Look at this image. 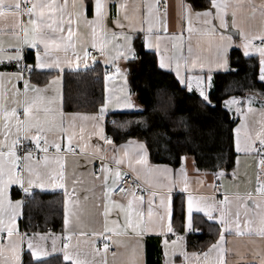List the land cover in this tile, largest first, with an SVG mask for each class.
I'll use <instances>...</instances> for the list:
<instances>
[{
    "label": "snow or ice",
    "instance_id": "snow-or-ice-1",
    "mask_svg": "<svg viewBox=\"0 0 264 264\" xmlns=\"http://www.w3.org/2000/svg\"><path fill=\"white\" fill-rule=\"evenodd\" d=\"M177 7L181 27L186 21L188 33L199 31L208 37L210 58L193 55L190 46L185 55L183 35H168L167 0L162 7L160 0H0V17L10 13L16 18L9 32L11 40H0V66L15 68L0 71V264H25V251L27 264H50L53 254H61L64 264H110L109 254L111 264H143L141 241L148 234L165 237L164 264H228V236L264 240V93L228 95L220 102L239 118L233 129L235 152L256 158L254 188L225 193L222 199L215 195L222 184L213 183L212 194H193L187 155L176 157L181 164L178 169L153 164L145 142L129 139L117 145L105 132L109 113L139 111L127 88L128 70L121 62L140 58L135 42L141 36L143 47L157 56V67L174 72L182 90L198 94L202 107H216L210 97L213 73L237 71L230 67L233 48L242 49L244 57L258 56L257 79L264 83V26L246 29L238 19L241 9L247 8L253 17L258 12L264 20V0L259 4L207 0L201 11L179 0ZM232 29L238 30L239 43L228 34ZM29 49L35 50L31 64L27 63ZM93 52L110 66L99 108L92 114L65 112V68L78 72L83 66L87 70L89 60L97 62ZM44 71L57 75L41 87L33 83V77ZM117 78L123 86L109 88V82ZM257 102L258 108L254 106ZM256 113L259 120H250ZM181 124L190 131L183 118ZM156 136L162 138L163 150L171 152L173 138L166 131ZM69 156L76 158L77 166H91V188H83L75 171L69 175ZM212 176L223 180L226 172ZM232 179H238L236 170ZM247 183L252 185L253 180ZM13 185L19 186L24 199H12L9 190ZM178 185L186 194L180 217L183 234L174 227L173 192ZM97 188L99 197L95 196ZM34 189L62 190V236L20 230L18 219L24 215L27 198L35 196ZM90 199L95 202V213L86 220L84 203ZM197 214L215 223L218 238L206 250L189 252L186 237L201 232ZM169 234L175 239L168 238ZM122 249L131 250L126 261ZM258 264H264V254Z\"/></svg>",
    "mask_w": 264,
    "mask_h": 264
},
{
    "label": "trees",
    "instance_id": "trees-1",
    "mask_svg": "<svg viewBox=\"0 0 264 264\" xmlns=\"http://www.w3.org/2000/svg\"><path fill=\"white\" fill-rule=\"evenodd\" d=\"M188 1L197 10L207 5V0ZM135 44L140 58L129 64L130 90L143 109L132 113H109L106 117V134L112 137L117 145L129 139L145 142L148 145L150 159L156 164H169L177 168L180 161L176 157L187 155L195 159L196 168L200 169V172L214 173L220 170L232 172L237 157L233 129L239 120L224 110L220 102L228 95L243 97L253 90L264 93V83L257 79L258 58L244 57L239 49H233L230 52V67L237 71L213 75L210 97L216 107H202L198 94H189L182 90L171 72L157 67L155 55L145 50L142 38ZM33 62L34 56L29 53L27 63ZM49 76L45 75L43 82ZM103 76L100 64L87 70L66 74L65 112L88 114L96 112L105 94ZM181 118L189 125L190 131H185ZM161 131H166L173 138L171 152L163 150L162 138L156 136V133ZM182 203L184 202L181 198L174 199V227L179 233H182L180 231ZM25 208V216L34 229L54 232L62 230L61 194H35ZM202 240V235H190L188 249L198 247ZM160 243V239L148 238L147 264H163ZM49 261L50 264H64L59 258Z\"/></svg>",
    "mask_w": 264,
    "mask_h": 264
},
{
    "label": "crops",
    "instance_id": "crops-1",
    "mask_svg": "<svg viewBox=\"0 0 264 264\" xmlns=\"http://www.w3.org/2000/svg\"><path fill=\"white\" fill-rule=\"evenodd\" d=\"M130 2H133V0H130ZM160 2H161V5L164 4V0H160ZM178 2H179V0H167L168 35H180V34L183 35V38H184L183 39V45H184L185 55H188L187 50H188V47L190 46L193 50V55H200L202 57H209L210 58L212 55V52L209 50V39H208V37L203 36L199 31H193L192 33H188L186 21L183 22V27H181L182 22L180 20L179 15H178V11H179L178 7H177ZM184 2L186 4H190V2L188 0H184ZM233 2L235 3V2H237V0H233ZM254 2L256 4H259L261 2V0H254ZM190 5H192V4H190ZM194 10L195 11H201L203 9L197 10L194 8ZM238 19L240 21H242L243 26L246 29L247 28H253V29L259 30L262 26H264V20L261 19L259 13L257 12L255 17H253L250 9H247V8L241 9V11L238 13ZM24 20L26 21L27 17H24ZM15 23H16V18L14 16H12L10 13L7 14L6 16L0 17V40H3L5 42H9L11 40L9 32ZM161 34L164 35L162 29H161ZM228 34L232 36L233 40L236 43L240 42V36H239V32L237 29H232L231 32H229ZM141 38H142V36H141ZM233 49H237V48H233ZM233 49H231L230 52ZM145 50L155 55V53L153 51L146 49V48H145ZM239 50L242 52V49H239ZM34 52H35V50H33V49L28 50V54L32 53L33 56H34ZM155 57H156L157 62H158V58L156 55H155ZM250 57H257L258 58V56H256L255 54L250 56ZM96 61L97 62L95 64H92L91 60H89L90 66L88 69L94 67L97 64H100L102 69H103V72L110 70V66L105 65L104 59L98 53H96ZM130 62H127V63L121 62V66L126 67L128 70L127 71V88L129 89V91L131 93L130 76H129V71H130L129 64H130ZM80 70H85V69L82 66ZM0 71L11 72V71H15V68H14V66H7V67L0 66ZM164 71H166V70H164ZM68 73H76V71L65 68V71L63 73V90H64V76ZM171 73L175 76L174 72H171ZM217 73H226V72L223 70L215 71L213 73V75L217 74ZM45 75H50V76L45 82H43V80H44L43 77ZM56 75H57V73L55 71H53V72H47V71L41 72L38 75L33 77V83H38V85L42 87L45 84H47L48 81L51 80ZM104 85H105V83H104ZM19 86L22 87V83ZM108 86H109V88H113V89L118 90L120 87L123 86V81L121 79L117 78L114 81H110ZM132 100L138 106L139 110L143 109V107L138 102L137 97L133 94H132ZM254 106L258 108L259 102H257ZM113 113H128V112L117 111V112H113ZM82 114H88V113H82ZM250 117L253 121L259 120V118H260L259 113L253 114ZM104 124H105V132H106V119L104 121ZM88 130L91 131V125L90 124L88 125ZM96 142H97V138L93 137L92 143H96ZM100 143H102V142H100ZM105 148L107 149V146H105ZM108 154L109 155L111 154L110 149H108ZM188 157H189V160L187 161V169H188V177H189V186H190V190L193 192V194H212L213 189H212L211 185L213 183H215V184L221 183L223 185V187L220 188V190H219L218 196L215 193V195L217 196L218 199H222L223 195L225 193L232 194L236 191L245 192V191H249L252 188H254V177H255V172H256V158L255 157L244 156L243 154H237L234 170L237 171L238 179L235 181L232 179V174H233L234 170L230 173L226 172V176L223 180H214L212 173H209V172L197 173L195 171V169H197L196 163H195V165H193V163H192V161L195 159L191 156H188ZM149 158H150V155H149ZM237 159H239V164H237ZM150 161H151V159H150ZM151 163H153V162L151 161ZM153 164H156V163H153ZM158 165H168L170 168H174L173 166H171L169 164H158ZM96 166L99 167L98 162H97ZM180 166H181V164H180ZM179 167L174 168V169H178ZM67 170H68L69 175H71L72 172L75 171L77 176L82 178L83 188H91L92 187L93 181H92V177L89 175V173L92 170L90 165L87 168H85L83 166H77L76 158L69 156L67 159ZM250 178L253 180L252 185H249L247 183L248 179H250ZM181 187H182V185H178L177 188L173 192V204H174V199L176 197L181 198L183 200V202L186 201V194L183 193L182 191H180ZM34 190H35V194H39V195L40 194H61L63 196V192L60 189L48 190V191H43V192L40 189H34ZM9 192H10V195H11L13 200L19 199L18 195L21 192V190L19 189L18 185H13L10 188ZM99 195H100V189L97 188L95 191V196L99 197ZM89 196H92V193H89ZM117 199H119V196H117ZM94 203L95 202L91 199L84 203V213H85V219L86 220L88 219L89 215L95 213V208L93 206ZM249 207H252L251 202H249ZM25 213H26V208L24 207V215L18 219V225H19L21 231L28 232L29 234H32L33 232H39V233L51 234L52 236H56V237L62 236L63 224H62V230L60 232H54L52 230L41 231L38 229H34L31 226V223H29V221L27 220ZM113 215H115V214H113ZM195 220H196V226L201 229V232L196 233V234H189L188 237L190 235H197V236L202 235L203 240L201 241V244L198 247L191 249V250L188 249L189 252L206 250L207 246L210 243L215 242V240L218 238L217 227L213 221H208L205 217H203V214H197L195 216ZM27 222H28V225H27ZM96 227H99V225H96ZM178 234H179V232H178ZM171 236L172 235L169 234L168 238H170ZM148 238L160 239L161 240L160 246L162 248V253H163V239L165 237L159 236L156 234H148V235L144 236L142 241H141V244H142L141 259L143 261V264H147L146 243H147ZM227 239L229 241L227 247L229 249H231V252L226 257V259L228 260V264H237V262H239V264H258L260 255L264 254V240H262L259 237H256V236L236 237L235 235H232V236H228ZM59 243L60 242L57 241L58 246H59ZM48 245H49V247L51 246V239L48 240ZM121 251L124 252L123 259L125 261L128 260L130 255H131V250L129 249V250L125 251L124 249H122ZM23 258H24L25 264H27V261L29 260V255H28L27 251H25ZM57 258H59L63 261L61 254H53V256H51L49 258V260L55 261ZM108 258H109V262L111 264L112 258H111L110 254H109ZM163 264H164V256H163ZM177 264H179V262H177Z\"/></svg>",
    "mask_w": 264,
    "mask_h": 264
},
{
    "label": "built area",
    "instance_id": "built-area-1",
    "mask_svg": "<svg viewBox=\"0 0 264 264\" xmlns=\"http://www.w3.org/2000/svg\"><path fill=\"white\" fill-rule=\"evenodd\" d=\"M163 5H161L162 7ZM92 55H95L96 56V52H93ZM106 71H104V75H105ZM103 79H104V76H103ZM217 185H221V183H216ZM34 193H35V190H33ZM219 194V191L216 192V195L218 196ZM117 196H119V193H117ZM34 197H29L27 198V200L25 201V207L33 200ZM19 199H24V194L21 190V192L19 193ZM179 234H183V233H179ZM170 239H175L174 236H171ZM187 239V244H188V236L186 237ZM101 248H102V243L99 245ZM112 251H115V248L112 249Z\"/></svg>",
    "mask_w": 264,
    "mask_h": 264
},
{
    "label": "rangeland",
    "instance_id": "rangeland-1",
    "mask_svg": "<svg viewBox=\"0 0 264 264\" xmlns=\"http://www.w3.org/2000/svg\"><path fill=\"white\" fill-rule=\"evenodd\" d=\"M231 114L233 115V117H235V111L234 110H233V112H231ZM236 119H239V118H236ZM249 119L252 120L251 117H249ZM27 212H28V209H27ZM27 225H28V222H27Z\"/></svg>",
    "mask_w": 264,
    "mask_h": 264
}]
</instances>
